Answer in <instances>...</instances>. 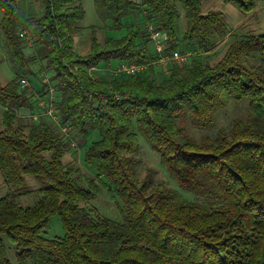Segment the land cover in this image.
I'll list each match as a JSON object with an SVG mask.
<instances>
[{"label": "trees", "instance_id": "trees-1", "mask_svg": "<svg viewBox=\"0 0 264 264\" xmlns=\"http://www.w3.org/2000/svg\"><path fill=\"white\" fill-rule=\"evenodd\" d=\"M37 1L43 11L28 19L35 50L26 55L17 0H0V27L15 65L14 77L0 83V172L10 189L0 198V264H12L7 243L17 264H264V31L235 36L214 64L192 59L182 67L169 60L175 64L158 82L150 66L161 56L215 47L228 31L221 11L202 12L200 0H93L105 26L119 29L138 14L144 21L102 42L91 26L89 51L80 55L73 37L85 14L82 0ZM225 1L249 12L258 0ZM148 26L165 33L161 51ZM111 60L143 69L123 74L114 72L116 65L109 79L96 77L98 63ZM35 61L51 72L54 85L42 82L41 92L49 99L53 89L60 124L76 136H98L84 153L94 174L85 183L62 160L70 140L49 117L28 116L35 112V91L21 87V77L32 73ZM231 101L247 102L244 118H234L214 138L188 137V125L213 127L216 111ZM24 111L27 133L19 122ZM138 134L195 199L155 183L151 171L138 177L137 160L126 154L138 148ZM25 174L40 184L31 206L18 203L28 192ZM101 182L120 201L121 221L94 218L79 204L99 195ZM53 215L63 235L49 238L44 233Z\"/></svg>", "mask_w": 264, "mask_h": 264}, {"label": "rangeland", "instance_id": "rangeland-1", "mask_svg": "<svg viewBox=\"0 0 264 264\" xmlns=\"http://www.w3.org/2000/svg\"><path fill=\"white\" fill-rule=\"evenodd\" d=\"M18 5V20L21 24L20 32H23L24 35H29L31 42L26 44L24 52L26 55H31L34 53L35 46H33V31L30 24H28V19L31 17H38L42 14L43 6L37 0H17ZM82 5L85 11L84 17L81 21L78 22L80 26L79 31L74 34V43L73 49L76 53L83 55L89 51L90 48V39H91V26H95V36L98 41L102 42L106 36L112 38L122 37L129 25L141 24L144 20L142 15H135L127 17L121 28L113 29L108 25V23L102 22L98 17L93 0H82ZM180 13V29L184 30L185 21H184V8L179 4L178 5ZM200 9L202 12L208 10H218L223 13L224 19L226 21L228 31L223 37H219L216 41L215 47L208 52H198L189 56L184 57L183 60L176 61L177 66L187 67L189 66L192 59L200 60L202 62H207L209 64H214L218 61L223 53L225 52L228 44L235 38V36L247 33V32H261L264 31V0H258L256 6L253 10L249 12H243L234 4L225 1V0H200ZM0 20H1V10H0ZM149 51L154 54L155 48L152 42L149 43ZM180 51V50H179ZM118 60L109 61V66L105 61H100L97 67L94 69L95 76L101 79H109L114 67L118 64ZM175 63H169L168 61L162 62L158 61L154 65L150 66L154 76L158 82H163L167 79L166 74L168 73L167 67H171ZM118 66V65H117ZM116 66V67H117ZM14 63L12 62L11 54L9 52L4 33L0 27V83L6 84L14 77ZM115 67V68H116ZM32 73L22 76L23 80L21 81V87H25L28 91H35V99H46V95L41 92L42 82L45 85H50L53 87L54 81L50 80L51 72L43 68V63L40 61H35L31 65ZM115 70V69H114ZM166 71V72H165ZM26 82V84H25ZM47 83V84H46ZM39 90V92H36ZM30 91V92H31ZM35 112L39 110L36 108L35 102ZM33 109V110H34ZM2 107L0 106V128L1 125V114ZM27 111L21 112L22 117H20L19 122L23 125L24 133L28 132V124L30 120L27 117ZM247 112V102H235L231 101L226 106L218 109L214 115V125L209 129H198L191 125H188L187 133L189 138H193L197 141L200 140L201 136L208 135L211 138H214L216 132L219 128H225L226 130L230 129L232 120L234 118H244ZM21 113L19 115H21ZM57 114V113H56ZM26 115V116H25ZM40 119V118H39ZM32 120V119H31ZM50 122V125L63 135L66 139L70 140V147L68 151L64 154L62 160L67 166L76 168L79 172V179L85 183L86 177H92L94 174L84 163V153L86 148L95 140L98 139L96 133L91 135L80 137L76 136L74 131L67 127L64 131L61 127L55 124L52 120H47ZM34 121V120H32ZM59 121V119H58ZM60 123V122H59ZM138 148L131 152L126 153L127 155L131 154L137 160V173L138 177L142 178L151 171L152 178L155 183H164L165 185L173 188L180 194L184 195L187 198L195 199V197L182 189L174 180H172L166 171V169L160 164L158 155L151 148L150 144L144 140V138L138 134ZM49 156V153H46ZM25 185L28 189L27 193L20 194L18 196V203L21 206H31L37 202L41 193L38 188L40 184L35 180V178L30 174H25ZM81 183V182H80ZM102 184V182H101ZM101 193L97 196H94L90 200L79 201L81 206L86 207L89 210V213L92 217L104 216L115 221H121L122 215L120 212L121 203L116 198L111 196L110 191L108 190V185L102 184ZM9 187L4 182V177L0 172V198L3 197L7 192H9ZM44 235L49 238H54L55 236L63 235V228L61 225L60 218L57 215H53L49 220V227L45 230ZM7 243V242H6ZM8 255L12 264H17L14 258V252L12 247L7 243Z\"/></svg>", "mask_w": 264, "mask_h": 264}, {"label": "built area", "instance_id": "built-area-1", "mask_svg": "<svg viewBox=\"0 0 264 264\" xmlns=\"http://www.w3.org/2000/svg\"><path fill=\"white\" fill-rule=\"evenodd\" d=\"M149 31H153L151 33V38L153 39V42L156 46V49L158 51H161L163 49V42L165 40V33L161 32V31H155L153 26H148ZM20 36H23L25 38V40L27 41V43L29 44L31 42V38L29 35H24L23 32L20 33ZM184 55L180 54L178 51H173L172 54L170 55H163L160 57V61L165 62V61H169V60H183L184 59ZM143 69V65L141 64H135V63H131V64H127V63H121L119 64L114 72H118V73H123V74H132L135 73L139 70ZM26 84V82H25ZM49 92H50V98L49 99H37L36 101V106L39 108V111L37 112H33L31 114H29V118H31L34 121H38L40 117L46 116L49 117L54 123L58 124L61 129L64 131L67 128L66 124H60L58 121V117L55 111V107L52 104V94L54 93L52 88H49Z\"/></svg>", "mask_w": 264, "mask_h": 264}]
</instances>
